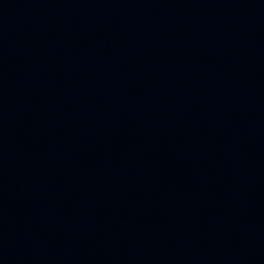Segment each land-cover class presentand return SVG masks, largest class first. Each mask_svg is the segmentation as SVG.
<instances>
[{
    "label": "water",
    "instance_id": "water-1",
    "mask_svg": "<svg viewBox=\"0 0 264 264\" xmlns=\"http://www.w3.org/2000/svg\"><path fill=\"white\" fill-rule=\"evenodd\" d=\"M0 264H264V0H0Z\"/></svg>",
    "mask_w": 264,
    "mask_h": 264
}]
</instances>
